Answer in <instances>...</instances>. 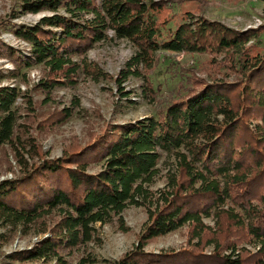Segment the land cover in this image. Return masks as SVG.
Here are the masks:
<instances>
[{"label":"trees","instance_id":"1","mask_svg":"<svg viewBox=\"0 0 264 264\" xmlns=\"http://www.w3.org/2000/svg\"><path fill=\"white\" fill-rule=\"evenodd\" d=\"M183 1L19 0L13 17L51 13L34 23L7 18L5 27L31 49L17 52L0 37V56L14 61L13 76L23 65L43 64L38 84L48 95L57 85L75 82L82 66L93 78L110 76L83 55L106 39H127L136 46L118 74L121 85L140 76L143 67L150 69L161 50L207 53L201 69L213 77L198 76L197 68L188 66L190 83L162 101L156 114L110 123L54 159L42 156V146L19 121L18 98L35 110L33 95L0 84V146L13 145L23 169L0 179V264L7 258L68 264L65 251L92 241L95 223L122 219L135 203H148L149 211L139 242L109 264H264V22L238 28L183 9L173 27L170 10ZM148 88L150 99L157 100L153 84ZM62 112L63 117L51 114L40 123L53 127L73 114L71 106ZM162 151L175 158L176 168L155 190L149 185L160 172ZM34 153L42 157L30 164L26 154ZM54 211L58 217L50 225ZM205 217L215 219V230ZM186 223L192 225L188 247L160 253L145 249L149 240ZM230 224L247 228L255 252L243 253L238 240L223 246L220 232ZM32 228L51 234L30 248L1 251L11 234ZM213 242L215 248L205 252Z\"/></svg>","mask_w":264,"mask_h":264},{"label":"rangeland","instance_id":"2","mask_svg":"<svg viewBox=\"0 0 264 264\" xmlns=\"http://www.w3.org/2000/svg\"><path fill=\"white\" fill-rule=\"evenodd\" d=\"M19 7V0H0V37L8 44L17 48V52L29 54L31 44L18 38L10 29L5 27L6 19L25 23H34L50 10L26 12L13 17V12ZM183 9H190L195 14H203L210 18L220 19L229 25L246 28L257 26L264 22V0H186L175 4L171 14V26L175 27L183 18ZM264 38V31L262 33ZM19 49V50H18ZM136 46L127 39H106L96 43L83 54L110 76L93 78L83 66L79 69L77 79L73 83L57 85L50 95L46 94L38 84L44 76L46 68L37 63L22 66L21 74L13 76L10 71L15 67L12 58L5 54L0 56V84L15 85L22 92L33 95L35 110L28 108V102L19 97L16 108L19 121L29 128L28 135L37 140L42 146V156L54 159L62 156L70 145H83L90 137L101 133L110 123H120L146 115L156 114L160 103L168 100L172 93L179 92L183 85L190 83L185 69L194 65L198 76L212 78V74L201 69L207 53H185L161 50L150 69L142 68L140 76L132 75L122 82L118 81V74L127 60L135 53ZM79 58L82 56H78ZM222 71H226L221 68ZM26 73V74H25ZM223 77L222 73L218 74ZM228 78H233L229 75ZM148 84H153L157 91V100L148 96ZM181 88V89H180ZM180 89V90H179ZM71 106L73 114L60 124L49 127L47 122L40 120L55 114L63 117L62 109ZM26 137V132H21ZM40 155L26 154L28 163L41 159ZM96 165V164H94ZM160 172L149 185L158 190L167 184V173L176 168L175 158L162 151L158 163ZM93 167V165L91 166ZM98 166L93 167L97 169ZM22 167L15 156L13 145L5 143L0 146V179L11 178L22 174ZM148 203L129 204L123 211V218L115 216L113 220L95 223V237L92 241L65 251L68 264H109L118 259L126 251L132 249L139 242V234L148 220ZM58 214L54 211L48 216V224L52 225ZM212 229L217 228L213 217H205ZM192 225L186 223L164 235L148 241L145 249L151 252L177 251L188 247ZM51 231L36 232L35 228L28 232L17 231L11 234L8 242L1 246L5 254L15 250L30 248L36 241L50 235ZM223 246L233 240H238V248L243 253L257 250V246L249 241L245 226L236 227L230 224L220 232ZM215 243H210L203 249L211 252ZM227 248V247H226ZM239 252V251H238ZM41 261H28L7 258L6 264H34ZM156 264V263H153Z\"/></svg>","mask_w":264,"mask_h":264}]
</instances>
